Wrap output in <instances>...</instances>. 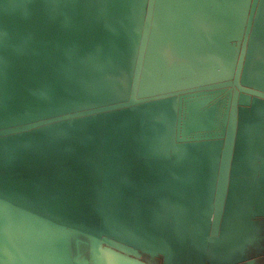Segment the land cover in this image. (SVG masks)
I'll return each instance as SVG.
<instances>
[{"label":"water","instance_id":"95a60500","mask_svg":"<svg viewBox=\"0 0 264 264\" xmlns=\"http://www.w3.org/2000/svg\"><path fill=\"white\" fill-rule=\"evenodd\" d=\"M256 223L264 0H0V264H257Z\"/></svg>","mask_w":264,"mask_h":264},{"label":"rangeland","instance_id":"374dc122","mask_svg":"<svg viewBox=\"0 0 264 264\" xmlns=\"http://www.w3.org/2000/svg\"><path fill=\"white\" fill-rule=\"evenodd\" d=\"M262 228L263 226H261L260 223H256L254 225V228L252 231L254 235L253 245L251 246L250 251L245 254V256L254 255L253 260L257 261V264H264V262H262L261 260V258L263 257V253H264V235H263V232L261 231ZM259 254L261 255L257 256Z\"/></svg>","mask_w":264,"mask_h":264},{"label":"flooded vegetation","instance_id":"af4514ba","mask_svg":"<svg viewBox=\"0 0 264 264\" xmlns=\"http://www.w3.org/2000/svg\"><path fill=\"white\" fill-rule=\"evenodd\" d=\"M262 262H264V254H263V257L261 258Z\"/></svg>","mask_w":264,"mask_h":264}]
</instances>
